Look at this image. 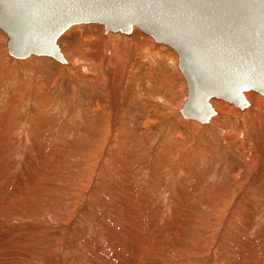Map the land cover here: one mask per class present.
Wrapping results in <instances>:
<instances>
[{
	"label": "rangeland",
	"instance_id": "obj_1",
	"mask_svg": "<svg viewBox=\"0 0 264 264\" xmlns=\"http://www.w3.org/2000/svg\"><path fill=\"white\" fill-rule=\"evenodd\" d=\"M5 40L0 264H264V102L184 119L176 53L137 28L69 27L66 65Z\"/></svg>",
	"mask_w": 264,
	"mask_h": 264
},
{
	"label": "water",
	"instance_id": "obj_2",
	"mask_svg": "<svg viewBox=\"0 0 264 264\" xmlns=\"http://www.w3.org/2000/svg\"><path fill=\"white\" fill-rule=\"evenodd\" d=\"M82 23L101 25L105 35L137 28L168 45L185 82L184 119L208 124L217 115L210 99L244 112L252 104L243 92L264 96V0H0V31L13 59L46 56L66 65L58 38Z\"/></svg>",
	"mask_w": 264,
	"mask_h": 264
},
{
	"label": "bare ground",
	"instance_id": "obj_3",
	"mask_svg": "<svg viewBox=\"0 0 264 264\" xmlns=\"http://www.w3.org/2000/svg\"><path fill=\"white\" fill-rule=\"evenodd\" d=\"M163 45H166V44H163ZM166 46H168V45H166ZM184 84H185V82H184ZM243 95H244V97L246 98V100L248 101V102H254V103H256V104H259V103H263L264 102V98L263 97H261V96H259V95H257V94H251V93H248V91H246V92H243ZM215 99V98H214ZM218 101V102H215V101ZM215 101L214 100H209V103L212 105V106H214L216 109H220V110H223L224 112H227L229 109H230V106L229 105H227L226 103H229L230 105L232 104V103H230V102H228V101H226V100H224V99H215ZM224 102H226V103H224ZM233 105V104H232ZM213 107V108H214ZM196 105L194 106H192V109L193 110H196ZM214 108V109H215ZM246 112V111H245ZM93 255V258L94 259H99V257H101L99 254H92ZM98 255V256H97ZM103 256V255H102ZM118 258V257H117ZM9 260V259H8ZM112 261H113V259H112ZM114 261H116L115 259H114ZM108 262V264L111 262V260H109V261H107ZM10 264H12V262L10 261Z\"/></svg>",
	"mask_w": 264,
	"mask_h": 264
}]
</instances>
